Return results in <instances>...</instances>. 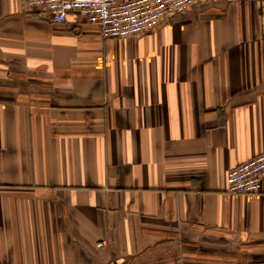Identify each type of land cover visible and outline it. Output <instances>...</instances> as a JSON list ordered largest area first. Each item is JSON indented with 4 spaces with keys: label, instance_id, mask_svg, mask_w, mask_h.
Segmentation results:
<instances>
[{
    "label": "crops",
    "instance_id": "0c3cea01",
    "mask_svg": "<svg viewBox=\"0 0 264 264\" xmlns=\"http://www.w3.org/2000/svg\"><path fill=\"white\" fill-rule=\"evenodd\" d=\"M262 151L264 0L128 38L0 0V264H264Z\"/></svg>",
    "mask_w": 264,
    "mask_h": 264
},
{
    "label": "built area",
    "instance_id": "2783aa9c",
    "mask_svg": "<svg viewBox=\"0 0 264 264\" xmlns=\"http://www.w3.org/2000/svg\"><path fill=\"white\" fill-rule=\"evenodd\" d=\"M213 1L216 0H22V3L26 9H39L54 23L65 22L75 12L98 24L105 38H128L153 29L194 5ZM263 180L264 151L229 169L226 191L230 195L260 194Z\"/></svg>",
    "mask_w": 264,
    "mask_h": 264
}]
</instances>
